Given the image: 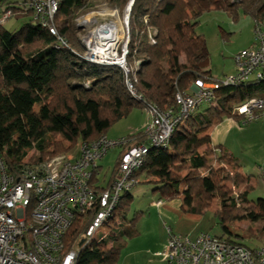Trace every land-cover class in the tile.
<instances>
[{"label":"trees","instance_id":"obj_1","mask_svg":"<svg viewBox=\"0 0 264 264\" xmlns=\"http://www.w3.org/2000/svg\"><path fill=\"white\" fill-rule=\"evenodd\" d=\"M29 1L0 0L2 13L22 12L30 17L15 30H8L0 23V157L6 171L14 177L24 165L63 154L77 141L80 144L104 136L114 122L127 116L135 106L143 108L145 103H151L161 109L174 108L177 90H188L196 78L211 77L205 38L195 32L202 0H133L128 14L126 59L128 63L141 60L136 88L142 101L128 93L120 68L89 62L83 57L75 16L93 4L90 0H57L52 20L55 34L33 17L32 9L25 5ZM126 1L108 0L107 3L124 5ZM215 2L217 8L233 15L239 7L253 19V24H262L264 0ZM143 17L147 18L146 23ZM148 28L157 29L154 44L149 43ZM251 97L264 98V79L224 88L215 105L197 108L177 125L166 148L149 147L145 162L134 174L138 183L140 179L158 183L156 189L165 198L182 194L186 211L193 214H202L208 201L219 195L220 207L226 213H215L223 230V234L216 236L241 245L245 244L239 239L245 237L233 232L229 222L245 214L264 218V198L249 201L250 189L233 195L224 182L239 185L249 177L238 171L232 173L213 167L210 157L218 164L236 169L239 165L220 144L212 145L200 134L224 118L239 119L232 108ZM17 103L36 105L39 110L22 107L13 111ZM128 136H134L136 144L145 142L142 130ZM198 141L206 144L202 153L198 151ZM64 142L69 146L65 147ZM30 151L32 154L28 156ZM122 151L109 178L106 177L108 181L116 174ZM178 166L185 167L187 173L178 176ZM200 170L206 174L202 175ZM129 196L130 192L123 196L121 206L126 205ZM81 228L82 225L74 223L68 229L67 248ZM124 234L133 237L136 231L123 228L122 224L108 249L96 244L91 249L85 248L80 252L78 264H116L122 246L120 237ZM106 243L104 240L101 245Z\"/></svg>","mask_w":264,"mask_h":264},{"label":"built area","instance_id":"obj_2","mask_svg":"<svg viewBox=\"0 0 264 264\" xmlns=\"http://www.w3.org/2000/svg\"><path fill=\"white\" fill-rule=\"evenodd\" d=\"M57 4V0H31L25 5L42 26L55 34L52 20ZM111 13L114 15L116 10ZM10 16L9 11L4 12L0 23ZM143 21L146 23L147 18L143 17ZM78 22L82 23L79 39L83 57L120 68L126 90L142 101L136 88L141 60L128 63L126 59L127 14L123 23L127 35L121 42L123 26L117 18L90 29L84 27L93 20L82 18ZM252 33L251 46L232 56L234 73L220 79H194L188 90L174 93V108L143 105L147 115L142 129L144 143L136 144L134 136L109 139L104 135L80 143L74 154H55L42 162L24 165L17 177L6 171L0 157V264H78L83 249L111 241L120 223L116 219L120 202L138 183L134 174L145 162L149 147L166 148L177 125L197 108L215 105L224 88L264 79V25L254 23ZM156 34V28H148L150 44L155 43ZM232 113L243 123L262 118L264 98L246 99L235 105ZM115 146L123 150L116 174L112 181L100 180L99 160ZM74 223L83 228L67 248L65 236ZM167 232V243L156 255L169 264H264V232L258 247L231 243L208 232H199L193 238L175 234L170 228Z\"/></svg>","mask_w":264,"mask_h":264},{"label":"rangeland","instance_id":"obj_3","mask_svg":"<svg viewBox=\"0 0 264 264\" xmlns=\"http://www.w3.org/2000/svg\"><path fill=\"white\" fill-rule=\"evenodd\" d=\"M130 1L127 0L124 5H108V0H90L93 4L89 8H83L75 16V22L78 23L76 25L80 27L82 23L78 21H81L82 18H89L94 22L84 28L90 29L99 23L112 21L117 18V22L123 26V34L119 37L121 42L127 35L123 23ZM215 1L202 0L200 3L202 12L197 19L195 32L202 34L205 38L207 68L210 70L212 78L220 79L224 75L234 73L232 56L239 50L251 46L253 42V19L249 15L244 14L239 7L235 15L223 9L214 8L217 6ZM2 10L0 8V17L3 15ZM112 10H116L114 15L111 13ZM29 18V15L25 13L16 12L3 23V26L8 30H15L28 21ZM262 22H264V17H262ZM78 37H80V33H78ZM181 59L184 61L185 57ZM22 107L33 111L39 110L36 105L23 106L17 103L14 105L13 111H18ZM146 118L145 110L135 106L127 116L114 122L107 130L105 136L109 139L127 137L129 134L143 129V123ZM220 123L219 125L215 124L206 131V141L210 144H220L223 149L227 150L235 158V162L239 165V170L251 179V181H244L239 185H234L230 182H224V185L233 195L250 189L247 193V199L252 202L264 198V117L245 123L240 118L234 119V122L222 120ZM63 144L65 147L69 146L67 142ZM78 147L79 141L63 154H74L78 151ZM205 147L206 144L203 141L197 142L199 153H202ZM120 150L121 147L115 146L99 160L101 165L100 180L106 177L109 178ZM52 153L54 154V152ZM31 154L32 151L28 153V156ZM209 159L213 167H221L224 171L228 170L234 173L235 169L230 165L218 164L213 157ZM200 172L202 175L206 174L204 170H200ZM186 173V168L180 167L177 175L183 176ZM150 178H153V176ZM157 187L158 183L140 179V182L130 191V200L126 199V205H120L119 215L116 218L120 222L118 229L123 224V228L134 229L136 235L131 237L124 234L120 237L122 246L119 249L116 264H168L155 254V252L163 249L159 245L162 238L163 240L165 239L164 244L166 245L167 243V228H171L175 234L187 235L189 238H193L200 231L208 232L212 235L223 234V230L218 224V218L215 215L216 212L223 215L226 213L225 209L220 207L219 195L213 196L208 201L202 214H193L187 211L184 213L181 210L182 202L179 197L165 198L161 196L156 189ZM158 198H163L168 203V206L172 208L168 212L164 209L161 210L159 215L157 208L150 204L151 200ZM229 226L233 232L242 234L245 237L244 239H239L245 245L251 247L261 245L264 218L260 215L245 214L244 216H235L230 220ZM113 237L114 235H111V241L109 240L106 245H101L99 248L108 249L112 245ZM233 238L238 239L236 237Z\"/></svg>","mask_w":264,"mask_h":264},{"label":"crops","instance_id":"obj_4","mask_svg":"<svg viewBox=\"0 0 264 264\" xmlns=\"http://www.w3.org/2000/svg\"><path fill=\"white\" fill-rule=\"evenodd\" d=\"M214 8H217V7H214ZM262 25H264V22H262ZM182 57H180V60H183V59H181ZM209 70V69H208ZM210 71V70H209ZM211 74V73H210ZM212 77V76H211ZM223 120H230L231 122H234V119H232V118H224ZM222 122V121H221ZM144 123H145V121H144ZM144 123H143V125H144ZM219 124H221V123H218L217 125H219ZM214 126V125H213ZM212 127V126H211ZM211 127H209V128H207L206 130H204L203 132H201V135L200 136H204L205 134H206V131L208 130V129H210ZM142 130V129H141ZM139 131V130H138ZM133 133H135V132H133ZM132 134V133H131ZM212 145H214V144H212ZM99 165H100V163H99ZM100 167H101V165H100ZM235 169V171H238L239 173H241V174H243L240 170H239V168L238 169H236V168H234ZM244 175V174H243ZM249 180L251 181V179L249 178ZM130 196L129 197H127V200L129 201L130 200ZM179 199L181 200V210L185 213L186 212V208H185V206H184V204H183V197H182V195H179ZM150 204L152 205V206H155L156 208H157V210L159 211L158 212V214L160 215V211L161 210H166L167 212L172 208V207H169L168 206V203L166 202V201H164L163 200V198H158V199H155V200H151L150 201ZM171 229V228H170ZM172 231V230H171ZM200 232H204V231H200ZM199 233V232H198ZM197 233V234H198ZM196 234V235H197ZM179 235H182V234H179ZM195 235V236H196ZM187 236V235H186ZM194 236V237H195ZM165 239L163 240V238L161 239V241H160V243H159V245L161 246V247H165ZM158 252V251H157ZM157 252H155V254L157 253ZM163 260V259H162ZM164 262H167V261H165V260H163ZM168 263V262H167ZM169 264V263H168Z\"/></svg>","mask_w":264,"mask_h":264},{"label":"water","instance_id":"obj_5","mask_svg":"<svg viewBox=\"0 0 264 264\" xmlns=\"http://www.w3.org/2000/svg\"><path fill=\"white\" fill-rule=\"evenodd\" d=\"M133 0L130 1V6L132 4ZM232 2H239V0H232ZM130 6L128 8V12H127V15L129 14V9H130ZM78 27V26H77ZM79 28V27H78Z\"/></svg>","mask_w":264,"mask_h":264},{"label":"bare ground","instance_id":"obj_6","mask_svg":"<svg viewBox=\"0 0 264 264\" xmlns=\"http://www.w3.org/2000/svg\"><path fill=\"white\" fill-rule=\"evenodd\" d=\"M116 28H117V26H116Z\"/></svg>","mask_w":264,"mask_h":264}]
</instances>
